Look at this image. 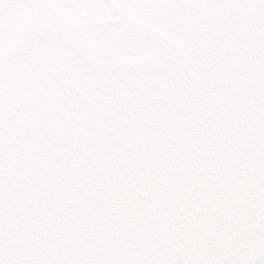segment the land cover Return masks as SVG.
Listing matches in <instances>:
<instances>
[{
  "label": "water",
  "instance_id": "95a60500",
  "mask_svg": "<svg viewBox=\"0 0 264 264\" xmlns=\"http://www.w3.org/2000/svg\"><path fill=\"white\" fill-rule=\"evenodd\" d=\"M0 264H264V0H0Z\"/></svg>",
  "mask_w": 264,
  "mask_h": 264
}]
</instances>
